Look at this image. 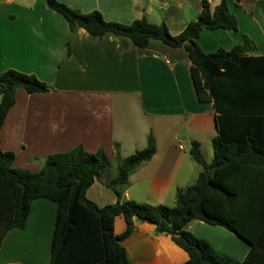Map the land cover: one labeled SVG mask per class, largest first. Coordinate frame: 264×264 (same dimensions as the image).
<instances>
[{"label": "crops", "instance_id": "crops-1", "mask_svg": "<svg viewBox=\"0 0 264 264\" xmlns=\"http://www.w3.org/2000/svg\"><path fill=\"white\" fill-rule=\"evenodd\" d=\"M59 1L83 13L98 10L107 21L123 24L146 16L177 35L197 19L204 0ZM228 7L238 29L204 30L200 47L205 52L231 49L248 37L255 46L250 54L264 55V0H228ZM9 69L35 74L50 86L45 93L16 90L0 131V147L15 153V168L37 172L49 154L78 145L89 152L103 148L110 165L88 188L91 200L99 206L133 200L172 207L177 190L192 185L201 171L190 154L193 141L211 162L204 150L218 134L216 110L213 102L199 99L183 47L160 40L139 47L112 33L71 32L66 18L46 0H0V75ZM149 135L155 154L129 175L119 197L107 183L124 157L147 146ZM56 214L54 201L35 199L25 227L5 235L0 264H49ZM126 228L124 215H117L115 234ZM185 229L237 259L249 252L250 244L223 226L193 219ZM124 246L133 264H187L189 258L149 222L136 221Z\"/></svg>", "mask_w": 264, "mask_h": 264}, {"label": "trees", "instance_id": "trees-1", "mask_svg": "<svg viewBox=\"0 0 264 264\" xmlns=\"http://www.w3.org/2000/svg\"><path fill=\"white\" fill-rule=\"evenodd\" d=\"M68 21L71 32L83 28L103 37H127L139 47L160 40L183 47L199 99L213 102L218 134L212 140L213 159L207 162L200 143L193 141L190 154L201 167L195 182L178 189L174 206L119 200L99 206L87 196L88 188L109 168L103 148L89 152L82 145L49 154L43 167L33 172L15 168V153L0 147V246L11 229L27 223L32 202L47 198L57 204L49 264H133L124 241L136 221L155 225L158 234H169L189 255L187 264H264V55L250 54L255 46L245 37L231 49L205 52L197 42L204 30L238 29L228 0L215 6L203 1L197 19L173 35L166 23L155 24L146 16L130 24L107 21L94 10L83 13L59 0H46ZM190 43L184 44L185 40ZM17 88L45 93L50 86L35 74L9 69L0 75V131L15 104ZM155 154V141L124 157L107 185L121 196L128 177ZM123 214L126 230L117 235L114 219ZM138 217V218H137ZM193 219L220 225L250 244L244 259L215 248L207 239L185 229Z\"/></svg>", "mask_w": 264, "mask_h": 264}, {"label": "rangeland", "instance_id": "rangeland-1", "mask_svg": "<svg viewBox=\"0 0 264 264\" xmlns=\"http://www.w3.org/2000/svg\"><path fill=\"white\" fill-rule=\"evenodd\" d=\"M188 143L189 142H187V149H188ZM190 146V145H189ZM205 153H206V155H209L210 156V154L209 153H211V157L209 158V159H211V161H212V157H213V149H212V146L211 145H206L205 146ZM235 234V233H234ZM235 236H237L236 234H235ZM238 237V236H237ZM239 238V237H238ZM208 240V239H207ZM219 240V239H218ZM241 240V239H240ZM213 241H215V240H213ZM220 241V240H219ZM244 244H246V245H248L245 241H243V240H241ZM215 243H217V242H215ZM218 244V243H217ZM215 246V245H214ZM216 247V246H215Z\"/></svg>", "mask_w": 264, "mask_h": 264}, {"label": "built area", "instance_id": "built-area-1", "mask_svg": "<svg viewBox=\"0 0 264 264\" xmlns=\"http://www.w3.org/2000/svg\"><path fill=\"white\" fill-rule=\"evenodd\" d=\"M211 6H215L220 0H205ZM182 148V147H181Z\"/></svg>", "mask_w": 264, "mask_h": 264}, {"label": "water", "instance_id": "water-1", "mask_svg": "<svg viewBox=\"0 0 264 264\" xmlns=\"http://www.w3.org/2000/svg\"><path fill=\"white\" fill-rule=\"evenodd\" d=\"M190 42H191V41L187 39V40L184 41V44H187V43H190ZM137 218H138V217H137Z\"/></svg>", "mask_w": 264, "mask_h": 264}]
</instances>
